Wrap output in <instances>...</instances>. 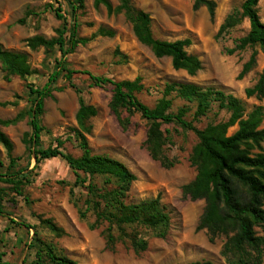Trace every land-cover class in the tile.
Listing matches in <instances>:
<instances>
[{"label": "rangeland", "instance_id": "obj_1", "mask_svg": "<svg viewBox=\"0 0 264 264\" xmlns=\"http://www.w3.org/2000/svg\"><path fill=\"white\" fill-rule=\"evenodd\" d=\"M109 1L114 7L120 4L119 0ZM210 1L216 5L214 18L205 6L195 9V0H131L133 9L150 15L154 38L192 41L186 51L202 64L195 76L175 70L168 57L157 58L149 47L137 40L133 25L124 14H109L104 6L96 7L95 0H83V9L76 13L78 36L90 38L102 28L112 31L114 36H98L87 45L78 46L66 57L67 65L115 81L141 77L144 90L137 94L141 102L155 108L161 100H170L169 112L188 109L186 119L199 129L228 121L230 113L213 104L206 116L195 120L196 103L178 97L174 91L167 94L169 86L192 83L215 88L239 99L246 114L257 106L264 107V98L258 100L246 96V90L256 84L262 73L264 54L258 47L238 48L239 40L250 31L249 20L242 17L241 7L245 0ZM58 9L66 18L69 30L74 20L72 6L67 1L0 0V43L5 50L26 54L33 71L25 79L13 76L7 80L6 73L0 69V121L20 117L8 126L0 124V131L13 145L9 155L0 143V175L21 172L25 176L18 188L0 182L4 209L0 214V264H35L39 251L43 263L52 264L45 255V247L77 264H189L203 261L230 264L236 255L234 249L227 246L229 238L220 236L211 241L206 230L198 231L205 202L192 201L183 192L197 176L190 161L199 143L197 135L176 125H163L162 130L169 137L165 154L175 165L169 169L162 167L146 149L149 122L138 113L129 115L122 111V118H130V125L124 128L112 112L111 86L89 88L88 77L78 74L73 83L82 90L79 95L68 81L60 78L54 84L57 90L44 101L40 148H60L74 158L82 156L76 120L82 97L86 104L97 110V115L89 121L91 132L84 133L92 154L118 160L136 175L137 181L127 193L126 204L161 195L171 217L166 236L158 237L159 231L135 225L127 227L126 232H135L140 240L147 241L146 251H134L127 239L118 240L113 249L108 248V224L100 223L93 228L96 216L87 211L85 201L90 182L105 190L114 185H105L104 177L84 174H80L81 179L86 178L87 182L80 183L62 158L37 164L35 155L24 142L25 135L31 131L29 122L33 106L27 85L42 88L58 67L62 54L57 47L53 50L32 48L29 41L36 36L47 39L57 36V29L64 23L56 17ZM258 10L264 23V0H260ZM231 17L234 22L223 28ZM69 36L67 32V39ZM254 51H257L255 67L240 77ZM261 127L264 129V120ZM236 130L237 127L231 128L229 134ZM81 213H85V218ZM46 221H52L61 234H54ZM256 232L264 236V229L257 228Z\"/></svg>", "mask_w": 264, "mask_h": 264}, {"label": "trees", "instance_id": "obj_2", "mask_svg": "<svg viewBox=\"0 0 264 264\" xmlns=\"http://www.w3.org/2000/svg\"><path fill=\"white\" fill-rule=\"evenodd\" d=\"M73 9L74 24L68 30L67 20L57 10L56 17L63 21L58 28L57 36L47 39L36 36L29 41L32 48L44 47L46 50L58 48L62 59L58 67L51 74L48 82L42 88L27 85L33 106L30 111V133L24 137L27 148L35 155L37 164L42 161L62 158L70 166L80 183L85 184L86 178L81 179L80 174L89 177L101 176L105 178V185H114L110 190L97 187L94 183L87 186L88 197L85 201L87 211H92L96 216V223H107V246L113 249L118 240L127 239L134 251L140 253L148 248L145 240H140L134 233H127V227L144 226L159 231L158 237H165L170 226L171 217L168 207L163 204L161 195L154 199L126 204L127 193L137 177L122 162L104 155H94L88 145L84 133L89 134L92 126L91 118L97 115L95 107L85 103L80 97V108L76 115L83 154L74 158L65 154L60 148H40V139L43 128L40 117L44 113V101L52 97L56 87L54 84L63 78L69 82L77 94L82 90L73 83L75 75H86L89 79V88L111 86L113 97L110 103L112 112L118 117L120 124L127 128L130 118H122V111L129 115L140 114L150 124L146 138V149L150 156L159 161L162 167L169 169L175 165L165 154V147L169 137L163 132V125H176L183 130L193 131L199 143L190 158L191 164L196 168L195 180L183 188L185 197L192 201L205 202L204 213L197 227L198 231L206 230L210 240L214 241L220 236L229 238L227 246L233 248L236 258L230 264H263L264 261V236H259L257 228L264 229V129L261 127L264 120V107L257 106L246 114L239 99L215 88H203L192 83H181L169 86L167 94L176 92L178 97L196 103L195 120L207 115L213 104H218L220 109L230 113L226 122L208 125L204 129L197 128L192 121L186 119L188 109L181 108L177 113L169 112L172 106L170 100L163 99L157 107L150 108L141 102L137 94L144 90L142 78L135 80L115 81L105 76H97L89 71H78L68 67L66 57L75 52L80 45H87L98 36L113 37L109 30L99 29L90 38L79 37L76 13L83 9V0H64ZM120 4L113 6L109 0H95L96 7L104 6L109 14H124L133 25V32L137 40L149 47L157 58L168 57L171 59L175 70H183L190 76H195L201 69V61L187 53L186 48L191 46L190 39L177 41H163L154 38L151 31V17L144 11L132 8L131 0H119ZM260 0H245L242 4V17L249 20V33L239 40L238 48L243 50L248 47L260 48L264 54V23L259 15ZM207 7L210 16H215V3L210 0H195L194 8ZM234 17L228 19L223 28L229 26ZM70 33L67 39L66 34ZM257 63V51H254L249 61L244 65L241 76L250 72ZM0 69L6 73V79L13 76L25 79L33 74L28 57L24 53L5 50L0 43ZM248 98L262 100L264 98V67L256 84L246 90ZM15 120L0 121L3 126L15 123ZM237 127L233 134L231 128ZM0 143L5 146L9 155L13 145L9 138L0 131ZM12 164L15 160H11ZM21 172L0 175V182L9 183L18 188L21 186ZM2 190H0V214H3ZM85 213L81 217L85 218ZM48 228L60 235L59 229L52 221H46ZM28 228H30L28 226ZM117 234V235H116ZM45 255L52 264H77L65 256H58L50 247L44 248ZM35 264H44L41 251L38 252ZM189 264H213L209 261L192 262Z\"/></svg>", "mask_w": 264, "mask_h": 264}]
</instances>
